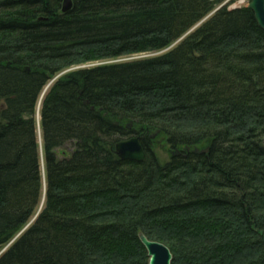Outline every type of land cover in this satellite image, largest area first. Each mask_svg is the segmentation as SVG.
<instances>
[{
    "label": "trees",
    "instance_id": "obj_1",
    "mask_svg": "<svg viewBox=\"0 0 264 264\" xmlns=\"http://www.w3.org/2000/svg\"><path fill=\"white\" fill-rule=\"evenodd\" d=\"M64 1L0 0V264H150L140 234L172 264H264L255 13ZM133 137L143 162L117 154Z\"/></svg>",
    "mask_w": 264,
    "mask_h": 264
},
{
    "label": "water",
    "instance_id": "obj_2",
    "mask_svg": "<svg viewBox=\"0 0 264 264\" xmlns=\"http://www.w3.org/2000/svg\"><path fill=\"white\" fill-rule=\"evenodd\" d=\"M248 7L255 13L258 24L264 29V0H251ZM71 8L72 0H65L63 6L64 12H68ZM203 21L200 22L195 28L202 24ZM195 28L181 37L172 45V47L177 45ZM116 151L119 157L124 160L143 162L147 158L146 150L143 147L139 137H133L118 142L116 145ZM196 151H198V149ZM140 239L147 248L150 257V264H172L173 254L167 245L159 241L150 240L144 234H140Z\"/></svg>",
    "mask_w": 264,
    "mask_h": 264
},
{
    "label": "rangeland",
    "instance_id": "obj_3",
    "mask_svg": "<svg viewBox=\"0 0 264 264\" xmlns=\"http://www.w3.org/2000/svg\"><path fill=\"white\" fill-rule=\"evenodd\" d=\"M225 1V0H224ZM236 1V0H234ZM237 4H241V6H246L243 0H237ZM217 6H220V4H218ZM220 8V7H219ZM218 8V9H219ZM150 55V54H149ZM142 56H147V55H135L133 56L134 58H139ZM133 57H129V58H123V59H118L119 60H126V59H132ZM101 63V62H100ZM102 64V63H101ZM91 65H95V64H91ZM77 68V67H76ZM39 138H40V143L42 144V137H41V132L39 129ZM74 150V145L72 144H67L66 146L59 148L56 150V153L58 155L59 158L62 157H69L71 155V153ZM155 153L156 155L159 156V158L163 161H169L170 159V150L167 146L162 145V144H158V146L155 148Z\"/></svg>",
    "mask_w": 264,
    "mask_h": 264
},
{
    "label": "built area",
    "instance_id": "obj_4",
    "mask_svg": "<svg viewBox=\"0 0 264 264\" xmlns=\"http://www.w3.org/2000/svg\"><path fill=\"white\" fill-rule=\"evenodd\" d=\"M245 5H248L250 0H243ZM224 5H228L229 8H238V7H242L241 4H237V0H225L221 3L220 6H224Z\"/></svg>",
    "mask_w": 264,
    "mask_h": 264
},
{
    "label": "bare ground",
    "instance_id": "obj_5",
    "mask_svg": "<svg viewBox=\"0 0 264 264\" xmlns=\"http://www.w3.org/2000/svg\"><path fill=\"white\" fill-rule=\"evenodd\" d=\"M223 1H224V0H222V2H223ZM222 2H221V3H222ZM221 3H220V5H221ZM219 7L221 8V7H223V6H218V8H219ZM218 8H217V9H218ZM220 8H219V9H220ZM230 9H233V8H230Z\"/></svg>",
    "mask_w": 264,
    "mask_h": 264
}]
</instances>
